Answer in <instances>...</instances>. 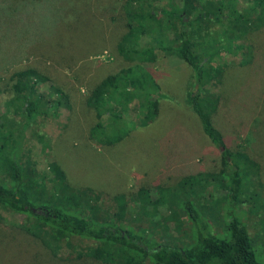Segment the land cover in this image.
<instances>
[{
  "label": "trees",
  "instance_id": "1",
  "mask_svg": "<svg viewBox=\"0 0 264 264\" xmlns=\"http://www.w3.org/2000/svg\"><path fill=\"white\" fill-rule=\"evenodd\" d=\"M122 10L127 30L116 50L130 64L103 77L87 93L86 105L96 118L89 137L113 144L155 120L164 93L151 64L161 50L190 67L198 89L187 92L186 102L220 152L221 166L206 170L182 164L176 168L182 175L177 184L143 185L112 196L70 184L53 157L40 170L12 130L24 133L22 121L47 116L45 108L69 107L68 95L52 82L45 89L48 94L40 91L49 77L35 68L15 69L10 88L20 105H13V112L24 120L0 115V209L18 214L20 229L53 253L66 247L89 264H263L247 227L229 211L237 199L251 206L253 197L264 192L260 163L242 145L230 150L213 116L222 104L216 88L223 70L253 56L244 40L237 39L264 26V0H125ZM222 55L228 59L219 62ZM191 142L187 145L195 149ZM165 154L172 159L169 151ZM194 155L202 161V154ZM261 197L263 205L256 210L264 219ZM216 204L228 206L222 207L221 216ZM259 227L250 232L264 252V225Z\"/></svg>",
  "mask_w": 264,
  "mask_h": 264
},
{
  "label": "rangeland",
  "instance_id": "2",
  "mask_svg": "<svg viewBox=\"0 0 264 264\" xmlns=\"http://www.w3.org/2000/svg\"><path fill=\"white\" fill-rule=\"evenodd\" d=\"M124 1L0 0V115L13 121L23 119L13 112V105H20L10 88L13 70L32 67L45 74L49 81L40 91L48 94L45 89L50 82L56 84L68 95L69 107L45 108L47 116L23 119L24 133L12 130L13 137L18 135L28 148L34 167H49L48 158L53 157L70 184L90 186L109 196L143 185L177 184L182 175L176 168L182 164L206 170L221 166L220 152L186 102L187 92L198 89L193 87L190 67L161 50H156V61L151 64L164 93L155 120L131 129L113 144H99L89 137L96 118L86 105L87 93L103 77L130 64L116 50L127 30ZM242 39L253 56L244 63L235 60L223 70L216 88L222 104L213 120L230 150L242 145L260 163L264 183V26L247 30L237 40ZM225 58L222 55L218 61ZM165 151L172 154L171 160H166ZM199 153L202 161L194 155ZM192 155L193 161H189ZM174 160L175 165H169ZM257 195L251 206L237 199L229 211L247 227L256 257L264 264L262 244L256 245L250 232L264 225L256 210L263 205L264 192ZM224 206L216 204L218 216ZM20 220L18 214L0 209V264H89L66 247L53 253L21 230ZM179 220L182 224L181 217Z\"/></svg>",
  "mask_w": 264,
  "mask_h": 264
},
{
  "label": "water",
  "instance_id": "3",
  "mask_svg": "<svg viewBox=\"0 0 264 264\" xmlns=\"http://www.w3.org/2000/svg\"><path fill=\"white\" fill-rule=\"evenodd\" d=\"M32 211H34V212H35V211H37V210H36V208H32ZM38 212H39V213H41V211H40V210H38Z\"/></svg>",
  "mask_w": 264,
  "mask_h": 264
}]
</instances>
